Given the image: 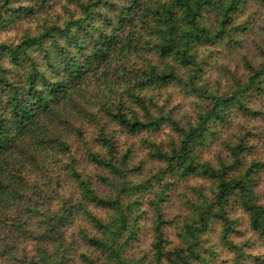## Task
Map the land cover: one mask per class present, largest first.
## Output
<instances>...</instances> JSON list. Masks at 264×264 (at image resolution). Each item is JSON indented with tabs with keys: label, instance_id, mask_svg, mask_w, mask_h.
Here are the masks:
<instances>
[{
	"label": "trees",
	"instance_id": "trees-1",
	"mask_svg": "<svg viewBox=\"0 0 264 264\" xmlns=\"http://www.w3.org/2000/svg\"><path fill=\"white\" fill-rule=\"evenodd\" d=\"M262 12L0 0V264H264Z\"/></svg>",
	"mask_w": 264,
	"mask_h": 264
},
{
	"label": "rangeland",
	"instance_id": "rangeland-1",
	"mask_svg": "<svg viewBox=\"0 0 264 264\" xmlns=\"http://www.w3.org/2000/svg\"><path fill=\"white\" fill-rule=\"evenodd\" d=\"M258 5H253L252 8H257ZM259 10V9H258ZM259 13H260V10H259ZM263 15H264V12H262ZM263 15H259L257 16V18H260L262 17ZM255 46V45H254ZM254 46L251 44L250 45V48L248 47L247 50L252 54V55H255V51L253 50L254 49ZM229 56L227 57V59L229 60L230 59V62L228 63V70L226 71L225 73V80H231L232 79V76H233V72L235 70H237V60L233 59V56L228 54ZM226 61V60H225ZM227 62V61H226ZM223 83V82H222ZM172 99H173V102L174 103H178L179 104V107H180V104H181V108L184 109V110H187L188 112L191 111L193 109V107L195 106V98L194 99H188L186 98L185 95H183V93L181 91H179L178 89H176L174 92H173V95H172ZM238 126L236 127L237 130H239L241 127L243 129H248L250 124L248 123V120L244 117H241V116H238L237 117V120L235 121ZM241 122L244 123V125L241 124ZM252 122L253 124H257V127L259 129V132H262V136L261 138L259 139V146H263L264 147V123L262 122V120L260 121H250ZM241 126V127H240ZM228 130V128H227ZM254 131V130H253ZM228 132V131H227ZM222 140V136L220 135L218 138H216L215 140H213V145L214 147L219 143L221 142ZM250 153H255V150L252 148V151ZM172 207V206H171ZM174 210L176 211H184V209L180 206V204H176L175 207L173 208ZM180 212V213H181Z\"/></svg>",
	"mask_w": 264,
	"mask_h": 264
}]
</instances>
